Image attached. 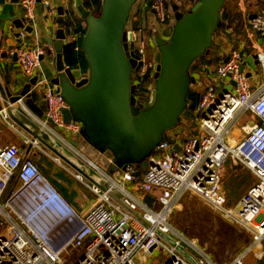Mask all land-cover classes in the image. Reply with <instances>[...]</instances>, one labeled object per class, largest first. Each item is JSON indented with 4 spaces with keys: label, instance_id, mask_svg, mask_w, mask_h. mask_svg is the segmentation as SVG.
Instances as JSON below:
<instances>
[{
    "label": "built area",
    "instance_id": "obj_1",
    "mask_svg": "<svg viewBox=\"0 0 264 264\" xmlns=\"http://www.w3.org/2000/svg\"><path fill=\"white\" fill-rule=\"evenodd\" d=\"M51 1H39L48 16L55 12ZM67 1L59 3L68 6ZM39 2L18 0L22 16L29 23L34 21L35 6ZM151 7L157 23L168 26L164 0H152ZM248 27L264 34V10L248 18ZM140 31L139 43L133 46L141 61L131 81L135 87L146 74L153 78L156 66L154 57L147 54L145 42L148 39ZM253 52L258 61L257 69L263 73V84L251 86L246 72L240 71L243 57L237 49L230 50L227 59L216 65L215 73L225 84L234 81L232 94L221 95L214 87L206 86L193 112L197 132L189 135L168 133V142L163 140L155 148L140 179L135 177L139 166L128 164L123 170L117 169L119 182L107 169L71 144L79 136L80 125L63 122L61 111L67 106L51 88H42L46 82L43 75L37 79L34 89L41 91L44 115L52 125L31 113L23 98L17 101L16 104L65 151L105 181L109 191L119 192L123 204L142 220L120 207L107 192L100 191L70 170L11 122L5 108L0 109V125L19 135L22 145L31 151L21 155L15 145H0V227L5 226L0 230V264H66L68 257L80 248L82 254L72 264H145L143 261L154 251L162 250L168 254L169 263L153 264H190L159 234L173 235L176 246L185 243L198 264H213L200 248L179 235L170 224L175 204L186 193L196 195L225 218L249 230L252 241L248 251L259 245L264 239V49L256 47ZM12 53L16 54L26 79L40 66V57L49 55L46 47L26 43L13 46ZM151 85H148L149 94L153 89ZM246 113H250L254 121L241 126V139L229 138L230 129ZM35 155L49 158L86 189L94 197L88 207L79 210L65 201L40 173L33 158ZM228 160L244 167L256 179L231 207L225 206L226 198L221 190L223 168ZM13 180L15 184L9 194L6 193L7 197H3ZM146 194L155 195L154 208L144 203ZM243 258L244 255H239L228 264H243Z\"/></svg>",
    "mask_w": 264,
    "mask_h": 264
},
{
    "label": "water",
    "instance_id": "obj_2",
    "mask_svg": "<svg viewBox=\"0 0 264 264\" xmlns=\"http://www.w3.org/2000/svg\"><path fill=\"white\" fill-rule=\"evenodd\" d=\"M137 1L101 0L98 14L91 13L83 0H73L69 6L58 3L55 6L57 29L54 34L37 37L38 42L51 49L53 60L44 67L40 65L31 78L19 80L15 92L7 87L5 102L0 103V109L5 108L11 122L70 170L100 191L107 192L115 203L142 220L139 214L123 204L119 192L109 191L105 181L80 164L16 104L23 98L31 113L52 125L32 98L37 90L34 89L37 79L43 75L46 82L42 88H51L67 106L61 111L63 122L80 125L78 138L71 141L73 146L107 169L119 182L117 169L123 170L128 164L146 170L149 166L147 160L152 158L155 148L163 140L168 142L167 134H176L180 125L187 123L183 115L191 105L188 96L194 83L190 68L200 56L209 54L215 31L221 26L220 11L226 0H197L193 8L184 13L176 8L178 14H175L169 36L163 38L153 33L156 66L151 99L146 106L137 101L136 87L131 82L141 65L139 56L129 45L136 39V34L127 28ZM19 11L18 0H0V59L9 57L6 48L9 36L19 43L24 34V41L29 44L31 37L38 33L35 24L29 23ZM72 17L81 18L86 25L82 40L88 65L85 73L70 68L64 59L63 47L67 43L65 26ZM240 55L243 57V52ZM11 58L17 61L15 53ZM40 61L44 62L45 58L41 56ZM244 61L254 72L258 71L255 52L246 56ZM240 71H243L242 65ZM246 76L250 77L251 72ZM234 84L233 80L224 84L220 94H232ZM140 174V170L136 171L135 177ZM159 236L190 264H198L185 243L176 246L173 235Z\"/></svg>",
    "mask_w": 264,
    "mask_h": 264
},
{
    "label": "crops",
    "instance_id": "obj_3",
    "mask_svg": "<svg viewBox=\"0 0 264 264\" xmlns=\"http://www.w3.org/2000/svg\"><path fill=\"white\" fill-rule=\"evenodd\" d=\"M56 1L57 4L60 2V0ZM151 4L152 0H138L136 6H134L131 11L127 28L131 30L134 21H137L139 27L136 31H133L137 36L139 35V30H141L144 35L146 33L145 29L151 31L152 36L153 33H157L154 28L157 21ZM238 8L240 10V18L243 21L241 27L236 28L232 23L218 30L215 33V38L209 54L205 55L198 64L193 63L194 66H191L190 74L194 79V83L191 85L192 90L194 89L198 92H202L206 86H212L220 93L225 83L216 76L215 67L227 59L230 50L237 49L239 52H243L244 60L246 56L254 51V48L264 49V34L251 31L248 27V18L264 10V0H238ZM18 9H20L19 12L22 15L19 6ZM66 16L67 15H65V18H67ZM55 17L56 12H54L53 16H48L42 4H36L35 18L32 23L35 24L38 33H35V35L31 37L30 45H40L49 48L47 45L38 42L37 37L46 33L54 34L53 32L57 29ZM170 22H172V20L168 23ZM24 38L25 35L22 34L19 43H25ZM69 38L70 37L67 35V40ZM149 38L148 41H150ZM19 43L9 36L6 43L9 57L0 59V103L5 102L4 98L7 87L11 92H15L18 89L17 82L21 79H26L21 72L19 62L12 60V54H10L12 47ZM154 47L155 46L152 45L151 42L150 49H152L153 55L155 53ZM52 60L53 53L50 49L48 57L45 58V61L41 62L40 65L44 67ZM242 66L246 73L251 72V76L248 78L253 88L263 84V73L259 68L257 72H254L245 61ZM32 98L44 111V104L42 103L44 101L41 98L39 89L33 93ZM195 125L197 126L196 119H193L191 123L188 121V134H195L197 132ZM0 145H15L21 155H26L27 152L31 153L29 148L22 145L21 137L14 134L13 131L9 130L4 125H0ZM37 157L36 155L33 157L35 161ZM223 175L224 172L222 177ZM152 196L154 197V195ZM79 200V195H76V198L73 199V203L75 204L73 207L76 209L80 210L86 208L87 205L90 204V202L87 201L81 202V204H83L81 205V200ZM169 221L179 235L193 242L213 264H228L239 255H244L243 264H264V239L259 245L248 251L252 241L251 232L239 226L235 221L225 218L220 211L205 203L194 194L186 193L179 199L174 206ZM155 253L154 251L152 255L143 262L145 264L163 263L165 261V256L162 253H158L159 255L156 258Z\"/></svg>",
    "mask_w": 264,
    "mask_h": 264
},
{
    "label": "trees",
    "instance_id": "obj_4",
    "mask_svg": "<svg viewBox=\"0 0 264 264\" xmlns=\"http://www.w3.org/2000/svg\"><path fill=\"white\" fill-rule=\"evenodd\" d=\"M182 3H177V10L180 12H188L190 11L197 0H180ZM177 2L175 0H164L165 10H166V19L165 23L169 24L168 27L171 29V25L174 21L173 12L171 8V3ZM84 6L91 11L93 14H98L101 7V0H83ZM173 19V20H172ZM168 23L169 21H171ZM220 20L221 26L217 28L215 33L223 29L225 26L229 24H234V27L239 28L242 24V19L240 18V10L238 8V0H226L223 8L220 11ZM138 22L134 21L133 26L131 28L132 31H136L138 26ZM86 31V25L83 23V20L79 17H72L68 19V23L65 26V32L70 37L67 40V43L63 47L64 59L66 65L70 68H76L81 71V73H85L87 70V60L84 55V51L82 48V40ZM145 38L151 37L154 41L151 31L145 29ZM134 42V41H133ZM213 45V44H212ZM130 48L132 46L130 45ZM50 51L49 48H47ZM150 57V55H148ZM205 56H200L195 60L194 64H198L200 60H202ZM193 65V64H192ZM194 66V65H193ZM153 84V78L150 77V74H146L143 78L140 79L139 84L136 86L135 94L139 96V94L146 93L148 91V85ZM203 92V91H202ZM202 92H198L196 90H192L189 93V100L191 101V105L187 107L184 112L183 117L188 118L189 122L195 119L194 110L199 103L200 96ZM45 158V157H43ZM36 162V161H35ZM141 171V175L145 170H142L140 167L138 168ZM40 173L42 170H40ZM224 175L221 180V190L226 198V207H231L237 203V201L245 194V192L255 184L256 179L253 175L246 170L244 167L240 165H234L230 160H228L223 168ZM42 174V173H41ZM43 174H48L46 171H43ZM42 174V175H43ZM44 176V175H43ZM45 177V176H44ZM56 177L62 179L66 182H69L68 177L64 172L59 171L56 173ZM46 178V177H45ZM47 179V178H46ZM140 179V176L138 177ZM48 180V179H47ZM51 185L55 188V190L61 195L63 199H65L70 205L75 206L73 203V199L76 198V193L74 191H70L66 189V187H62L57 181L53 179L48 180ZM16 180H13L6 188L5 195L8 193L12 186L15 184ZM69 191V193H68ZM154 194H146L144 197V203L151 208L155 207V195Z\"/></svg>",
    "mask_w": 264,
    "mask_h": 264
},
{
    "label": "rangeland",
    "instance_id": "obj_5",
    "mask_svg": "<svg viewBox=\"0 0 264 264\" xmlns=\"http://www.w3.org/2000/svg\"><path fill=\"white\" fill-rule=\"evenodd\" d=\"M175 1H177V2H172L171 3L172 10L175 9L174 12H173V18L175 17V14H176V11H177L176 10L177 3L178 2H179V4L182 3L180 0H175ZM39 3L42 4V2H39ZM66 3L69 6V5L72 4V0H68ZM136 4L134 6H136ZM56 5H57V1L56 0H52L51 1V7L53 9H55ZM42 6H43V4H42ZM43 8H44V6H43ZM154 28L157 31V34L159 36L163 37V38L168 37L169 34H170V31H171V29L168 26H166L165 24L157 23ZM148 38H145V39H148ZM139 40H140V38L138 36L137 40L136 41L134 40V42L130 41L129 45H131L132 47L133 46L135 47V46L138 45ZM149 40L150 41L147 40V42H145V46H146V49H147V54L150 55V57H154L155 53L153 55V51H152V49H150V47H151V42H152V45L155 46V44H154V41L152 40L151 37L149 38ZM154 48H155V52H156V46ZM151 87L153 88V84L151 85ZM40 94H41V91H40ZM137 98H138L137 101L140 102L142 106H146L147 104L150 103L151 96H150V94L148 92H146V93H143V94H139V96ZM43 107L45 108V105H43ZM184 119L187 121V123L185 125H181L180 126L178 134H180V135H189L187 133V130H188L187 126H188V120L189 119L188 118H184ZM253 121H254V119H253V117H252V115L250 113H246V114L242 115L241 119H239L238 122L235 123V125L230 129L228 137L229 138H233L234 140L241 139L243 137V132H242V130H240L241 126L249 124L250 122H253ZM195 127H196V125H195ZM61 135H63V134L61 133ZM43 157H45V156L38 155V157L36 159V163H37L39 169L42 170V172H41L42 174H43V171H46L48 173V174H43L48 180L51 178V179L57 181L62 187H66V189H68L70 191H74L77 196L79 195V199L81 200V201L79 200L80 204H81V202H87V201H89L91 203L94 200V197L89 192H87L86 189H84L80 184H78L75 180H73L65 171H63L62 168L58 164L52 162L47 157H45V158H43ZM59 171L65 173V175L68 177L67 179L69 180V182H66V181L56 177V173H58ZM81 205H83V204H81ZM87 207H88V205H87ZM73 208H75V207H73ZM83 209H85V208H83ZM4 229H5V226L2 225L0 227V230L2 231ZM101 249H103V248L101 247ZM158 253H160V254L162 253L165 256V261L163 263L169 262L168 254H166L163 250L162 251H156V253H155V257L156 258L159 255ZM81 254H82V248L77 249L74 252V254L72 255V257H68L66 264H72L73 262L76 261V258H80Z\"/></svg>",
    "mask_w": 264,
    "mask_h": 264
},
{
    "label": "flooded vegetation",
    "instance_id": "obj_6",
    "mask_svg": "<svg viewBox=\"0 0 264 264\" xmlns=\"http://www.w3.org/2000/svg\"><path fill=\"white\" fill-rule=\"evenodd\" d=\"M132 49H134V48L132 47Z\"/></svg>",
    "mask_w": 264,
    "mask_h": 264
}]
</instances>
